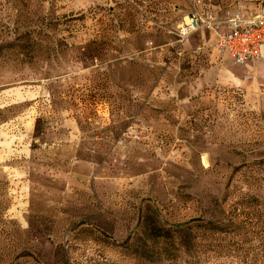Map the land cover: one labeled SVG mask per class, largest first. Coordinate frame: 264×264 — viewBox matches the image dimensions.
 Returning <instances> with one entry per match:
<instances>
[{
  "label": "rangeland",
  "instance_id": "rangeland-1",
  "mask_svg": "<svg viewBox=\"0 0 264 264\" xmlns=\"http://www.w3.org/2000/svg\"><path fill=\"white\" fill-rule=\"evenodd\" d=\"M261 2L0 0V44L60 19L33 61L0 55V264H264L259 237L232 233V216L264 224V58L176 31ZM192 220L177 261L128 245Z\"/></svg>",
  "mask_w": 264,
  "mask_h": 264
},
{
  "label": "trees",
  "instance_id": "trees-1",
  "mask_svg": "<svg viewBox=\"0 0 264 264\" xmlns=\"http://www.w3.org/2000/svg\"><path fill=\"white\" fill-rule=\"evenodd\" d=\"M70 19V18H69ZM58 18L43 17L37 26L28 28L24 33L18 34L16 40L10 41L6 44H0V55L2 50L6 46H11L14 50H18L19 54L25 51L31 54L33 52L31 61L37 56L38 51H41L44 47V42L51 41L55 38L57 31ZM49 43V42H48ZM49 49V50H48ZM52 46H48L47 50L50 58L54 56L52 54ZM195 220L190 222L180 223L176 225H165L161 222H152L143 224V235L139 236L142 240L137 245L135 242H130L128 245L135 246V251L139 258L145 259L151 262H157L162 260L177 261L180 257V251L191 253L193 250H197L198 247V234L194 230V226H197ZM244 222V220L236 219L232 216V233H237L245 230L255 236L259 237L262 243L261 256L264 261V224H253ZM209 234H214L219 231L230 232L231 228L226 224V227L219 226L218 224L211 223L208 227ZM154 242V243H151ZM153 244V245H152ZM198 260L191 261L190 264H197Z\"/></svg>",
  "mask_w": 264,
  "mask_h": 264
},
{
  "label": "built area",
  "instance_id": "built-area-1",
  "mask_svg": "<svg viewBox=\"0 0 264 264\" xmlns=\"http://www.w3.org/2000/svg\"><path fill=\"white\" fill-rule=\"evenodd\" d=\"M205 30L215 34L217 48L235 65H247L262 56L264 4L250 13L242 7L227 10L224 16L195 12L186 16L176 31L179 42L183 43L192 34Z\"/></svg>",
  "mask_w": 264,
  "mask_h": 264
},
{
  "label": "crops",
  "instance_id": "crops-1",
  "mask_svg": "<svg viewBox=\"0 0 264 264\" xmlns=\"http://www.w3.org/2000/svg\"><path fill=\"white\" fill-rule=\"evenodd\" d=\"M264 4V2H261V3H259L257 6H252V7H249V8H246V7H242L243 8V11L244 12H252V11H254L256 8H258L259 6H261V5H263ZM210 33V35L212 36V38L213 39H215L216 41H217V37L215 36V34L214 33H212V32H209ZM229 57V56H228ZM262 58H264V46L262 47V56H261ZM230 58V57H229ZM231 59V58H230ZM232 61V60H231Z\"/></svg>",
  "mask_w": 264,
  "mask_h": 264
}]
</instances>
